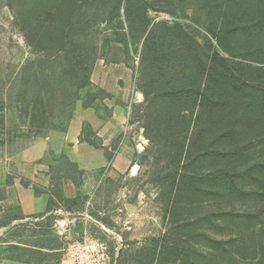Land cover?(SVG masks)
Returning a JSON list of instances; mask_svg holds the SVG:
<instances>
[{
  "label": "trees",
  "instance_id": "1",
  "mask_svg": "<svg viewBox=\"0 0 264 264\" xmlns=\"http://www.w3.org/2000/svg\"><path fill=\"white\" fill-rule=\"evenodd\" d=\"M6 5L35 56L0 89V155L7 99L17 103L20 117L30 115L31 127L64 128L72 115H63L83 90L85 108L112 96L90 89L97 60L134 67L138 54L136 89L143 100L132 106L131 121L141 123L149 144L133 162L150 165L148 182L158 189L156 201L167 221L147 253L148 264H264V0ZM151 12L173 20L156 21ZM80 140L103 148L87 121ZM62 158L68 166L51 177L47 191L33 186L37 195L49 193L46 212L33 217L53 212L57 202H76L63 181L80 186L74 174L81 171L67 155ZM231 228L235 235H214ZM21 250L32 258L12 254L27 262L61 258L57 245L21 243Z\"/></svg>",
  "mask_w": 264,
  "mask_h": 264
},
{
  "label": "rangeland",
  "instance_id": "2",
  "mask_svg": "<svg viewBox=\"0 0 264 264\" xmlns=\"http://www.w3.org/2000/svg\"><path fill=\"white\" fill-rule=\"evenodd\" d=\"M151 16L156 21L173 20L166 13L151 12ZM185 21L190 23L189 20ZM202 33H205L203 29ZM200 38L202 40V36ZM34 56L23 34L16 26L6 0H0V89H3L4 83L8 85L12 83L21 66L27 59ZM134 56L136 59L134 67L125 63L112 64L106 63L103 59L97 60L91 77L94 86L90 89L95 91L99 87L112 96L103 100L97 99L90 107L99 108L107 105L110 109L108 120H104L107 125L102 132L104 138L108 139L107 145H103V148H91L88 145L81 148L79 153L83 167L78 164L81 173L74 174L79 179L80 186L70 179L63 181L65 194H68L69 198H75L76 202L70 205L57 202L53 212L43 217H31L25 220L21 217L17 219L6 217L3 213L7 202L2 200H5L7 196L8 185L15 182L21 184V179L28 180L24 175L21 176L22 161L30 162V165L38 161L44 165L42 176L49 175L48 186L33 182L32 187L38 186L46 191L50 187L51 177L57 174L58 169L68 166L67 161L62 158L63 151L55 149L50 151V148L45 146L35 150L30 149L28 152L25 150L35 137H45L51 131L65 132L78 110L90 108H85L82 103L87 90H83L81 100L67 108L63 118L67 115H72V118L64 122V128L35 129L31 127L30 115L20 117L17 103L7 99L6 145L0 155V241L5 243L4 252L11 251L10 253L14 252L20 256L21 253L26 255L21 250V243H40L57 245L63 256L66 243L82 237L84 225L80 223L68 238L57 236L53 223L57 216L56 211L62 208L68 212H87L91 217L87 228L94 236L107 237L106 233L97 226L101 224L122 234V245L119 246V250H115L116 264H148L147 253L155 239L167 230V221L164 219L161 204L156 201L158 189L148 182L150 165L140 166L133 162L134 159H138L136 153L144 151L149 144L143 135L141 123L131 121L132 106L143 100V94L136 89L139 56L138 54ZM6 90L7 87L4 91L7 92ZM31 110L30 107V113ZM56 123L61 126L59 120H56ZM119 123H121L120 130L116 128ZM90 134L91 132L87 130L84 132L85 136L95 139ZM108 153L111 154L110 157ZM118 153L124 154L125 158L122 156L116 158L117 162L114 165L115 156ZM69 159L71 160L70 157ZM133 168L137 170L134 171ZM228 205L235 208L248 207L234 203ZM236 233L237 231L231 228L214 235L229 237ZM11 242L17 243L19 249L11 248ZM111 245L113 246L112 242ZM243 253L242 255L247 254L245 251ZM26 256L32 258L30 254ZM50 258L54 264L56 256L51 255Z\"/></svg>",
  "mask_w": 264,
  "mask_h": 264
},
{
  "label": "crops",
  "instance_id": "3",
  "mask_svg": "<svg viewBox=\"0 0 264 264\" xmlns=\"http://www.w3.org/2000/svg\"><path fill=\"white\" fill-rule=\"evenodd\" d=\"M78 111L70 121L65 132L62 133L60 131H51L45 137H35V140L32 141L31 145L25 151L28 152L30 149L35 150L41 146H45L47 148H50V151H53L54 149L63 151L64 154L69 156L72 161L83 167L81 164L82 160H80L81 158L79 151L85 145L94 148L87 142L80 140L83 123L85 122V120H87L90 124H92L94 129L97 131V135L101 138L103 145H107L106 140L108 139H106L107 137L104 138L102 132L107 125L104 120H108L110 109L107 107V105H104L103 107L99 108L90 107L88 109H81ZM115 113H117V111ZM116 128L120 130L121 123L117 124ZM121 156L125 158L124 154L122 153H118L115 156L114 165L117 162L116 158H119ZM33 165H30V162L22 161L21 176L24 175V177L28 178V180L25 179L24 181H22L21 179V184L15 182V184H10L7 186V196L5 197V200H2L7 202L4 205V216L7 217L8 215H17L20 216L21 219L25 220L33 217L34 215L46 212L49 194H35L32 184L33 182H35L36 184L48 186L49 175L45 177L42 176V166L44 165L41 164V162L39 163L38 161H34ZM24 182L29 183V185H25ZM4 244V242L0 241V264H40L35 260L27 262L26 260L18 259L15 254H12L8 251L4 252ZM54 262V264H70V262L64 259L63 256H61L60 259H56V261ZM41 264H52V260L51 258H49Z\"/></svg>",
  "mask_w": 264,
  "mask_h": 264
},
{
  "label": "built area",
  "instance_id": "4",
  "mask_svg": "<svg viewBox=\"0 0 264 264\" xmlns=\"http://www.w3.org/2000/svg\"><path fill=\"white\" fill-rule=\"evenodd\" d=\"M56 215L53 228L60 238H68L80 223L84 225L82 237L68 241L63 249V257L70 264H116L115 250H119L123 240L120 232L101 224L97 226L106 233L107 237L92 235L87 228L91 217L85 211L68 212L59 208Z\"/></svg>",
  "mask_w": 264,
  "mask_h": 264
},
{
  "label": "bare ground",
  "instance_id": "5",
  "mask_svg": "<svg viewBox=\"0 0 264 264\" xmlns=\"http://www.w3.org/2000/svg\"><path fill=\"white\" fill-rule=\"evenodd\" d=\"M134 169V168H133ZM137 170V169H134V171Z\"/></svg>",
  "mask_w": 264,
  "mask_h": 264
}]
</instances>
